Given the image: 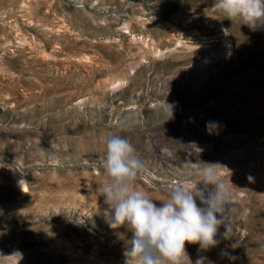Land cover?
I'll return each mask as SVG.
<instances>
[{"label": "rangeland", "instance_id": "obj_1", "mask_svg": "<svg viewBox=\"0 0 264 264\" xmlns=\"http://www.w3.org/2000/svg\"><path fill=\"white\" fill-rule=\"evenodd\" d=\"M214 3L0 0V264H125L132 233L109 226L97 191L113 134L146 162L135 183L157 206L223 166L231 231L186 251L264 264V27Z\"/></svg>", "mask_w": 264, "mask_h": 264}, {"label": "clouds", "instance_id": "obj_2", "mask_svg": "<svg viewBox=\"0 0 264 264\" xmlns=\"http://www.w3.org/2000/svg\"><path fill=\"white\" fill-rule=\"evenodd\" d=\"M214 8L225 19L242 21L250 29L264 27V0H215ZM166 112L168 119L172 118V105L167 104ZM104 145L101 166L106 179L97 191L107 205L104 216L109 226L126 227L132 233L124 253L125 264H193L186 243L199 244L202 250L214 247L221 226L228 236L235 208L232 183L217 170L223 166L202 164L203 188L191 182L175 183L167 199L157 206L135 183L147 165L131 140L113 134L104 138ZM190 175L186 174V181ZM205 260L200 257L195 264H205Z\"/></svg>", "mask_w": 264, "mask_h": 264}, {"label": "bare ground", "instance_id": "obj_3", "mask_svg": "<svg viewBox=\"0 0 264 264\" xmlns=\"http://www.w3.org/2000/svg\"><path fill=\"white\" fill-rule=\"evenodd\" d=\"M170 27H171L172 29H174V26H171V25H170ZM125 28H126V29H129V26L127 25ZM225 39H226V38H225ZM154 51H155L156 54H157V53H160V54L162 53L161 50H157V49H155ZM198 71H202V70H199V69H198ZM121 83H122V80H114V82H112L111 86H112L114 89H117ZM12 176L16 177V180H17L18 182H20L21 180H23L21 177H19V175H18L16 172H13V173H12ZM0 181H3V178H2L1 176H0ZM23 181H24V180H23ZM23 181L21 182V184H22V187H23L24 191H26V190H27V187H26V185H25V183H24ZM0 254H6V253L0 249Z\"/></svg>", "mask_w": 264, "mask_h": 264}]
</instances>
